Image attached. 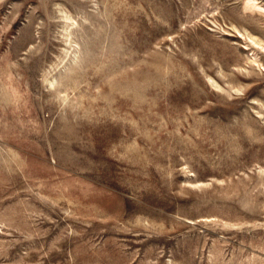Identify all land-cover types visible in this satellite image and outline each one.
Masks as SVG:
<instances>
[{
	"label": "rangeland",
	"instance_id": "rangeland-1",
	"mask_svg": "<svg viewBox=\"0 0 264 264\" xmlns=\"http://www.w3.org/2000/svg\"><path fill=\"white\" fill-rule=\"evenodd\" d=\"M0 264H264V0H0Z\"/></svg>",
	"mask_w": 264,
	"mask_h": 264
}]
</instances>
